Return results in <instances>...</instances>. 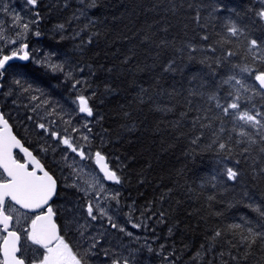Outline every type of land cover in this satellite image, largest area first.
<instances>
[{
    "label": "trees",
    "instance_id": "obj_1",
    "mask_svg": "<svg viewBox=\"0 0 264 264\" xmlns=\"http://www.w3.org/2000/svg\"><path fill=\"white\" fill-rule=\"evenodd\" d=\"M261 9L264 0H37L32 8L39 43L63 57L62 71L33 69L32 87L55 103L58 96L88 99L94 152L121 176L113 185L117 207L147 224L139 233L152 250L138 249L152 264H264V241L251 248L242 243L249 227L264 231V217L254 210L264 209L261 144H235L240 138L231 133L228 141L226 131L221 140L232 151H222L213 144L219 121L201 127L205 115L218 111L209 96L224 102L228 75L235 72L259 88L234 66L264 69L247 50L249 39L264 43ZM232 24L244 36L232 37ZM23 100L14 92L12 111L24 114ZM253 104L260 108L264 100L256 96L248 107ZM228 167L238 170L237 180H228ZM59 206L60 235L75 249ZM216 231L222 235L213 239ZM29 255L22 247L27 262Z\"/></svg>",
    "mask_w": 264,
    "mask_h": 264
},
{
    "label": "snow or ice",
    "instance_id": "obj_2",
    "mask_svg": "<svg viewBox=\"0 0 264 264\" xmlns=\"http://www.w3.org/2000/svg\"><path fill=\"white\" fill-rule=\"evenodd\" d=\"M27 3L35 6L37 0H27ZM258 16L264 18V9L258 12ZM14 19L19 21L20 17H15ZM16 27L18 28L16 33L17 39L25 38L26 33L30 30L29 23H18ZM228 31L232 37L239 39L241 36H244L245 30L232 24L228 28ZM2 38L0 36V39ZM17 39L11 40L10 43H17ZM204 39H207V37H204ZM27 49L28 45L22 43L17 49L11 51V55H3L0 58V77H3L5 72L13 67V65L9 64V61L14 58L20 60L29 59ZM247 50L251 54L253 62L264 63V54L261 52V50H264V43L259 42L257 39H249ZM212 51H215V49H212ZM21 53L23 54L21 55ZM228 55L232 56L235 53L229 52ZM37 62L43 64L41 61ZM234 67L239 68V73H243L253 79L259 88L255 85H250L245 78L238 76L235 72L228 75L223 80L224 84L230 85V90L223 98L224 102H221V98L216 93L209 96V100L215 101L214 107L218 111L215 117L205 115L203 119L207 120L208 123L201 124V127L213 128L214 120L219 121V126L213 128L212 134L215 137L213 144H217L218 148L222 151H232L229 144L221 140L222 135L228 131V141L233 140L231 133H235L240 138L235 139V144L260 143V152L264 153V105H261L260 108H256L254 104L248 107V104L256 96L264 100V69H256L250 67L248 64ZM52 68L57 71L63 70L60 65H52ZM165 70L167 71L168 69ZM69 78H71L70 74ZM14 82L18 86L24 87L20 79H16ZM80 83L77 80L72 87L76 88ZM30 89L31 85H28V87L24 88V91L27 92ZM246 93H251V95H245ZM33 99H38V97H33ZM77 99L79 101V113L92 117L93 109L89 106L88 99L83 95L78 96ZM225 118H227V121ZM200 120L201 117H197V121ZM197 121H194V123ZM226 122L231 123L230 129L225 128ZM84 127L88 129V132L92 131L91 128H88L87 122H85ZM39 128L45 132L49 131L42 123L39 124ZM51 136L61 139V142L71 152L80 156L81 159L92 158L91 153H86L82 147L74 145L69 138H61L55 131L51 132ZM82 139L89 141L90 137L82 135ZM195 142L196 140L193 141V143ZM14 149H19V152L23 153L21 160L16 159L14 156ZM41 151L46 152L47 149L42 147ZM248 151L247 147L243 149V153H247ZM94 155L97 165L103 172V179L120 184L121 176L117 174L115 169H110L108 163L104 162L105 156L101 151L97 150ZM236 163H239V161ZM0 169H2V172H0V264H25L24 258L17 255L21 251L18 246L21 239V233L18 231L20 228H23V234L32 244L44 250L34 257L30 264H90L89 258L96 255L93 250L97 248L100 241L92 237L93 242L85 246L83 253H81L79 250H74L70 242H66L64 237L59 234L57 224L54 221L56 213L49 203L53 196L56 195L57 181L45 170L40 159L34 156L32 151H29L21 143V140L12 134L8 120L5 119L3 113H0ZM261 171L264 172V168ZM226 175L228 180L235 181L239 172L232 167H228ZM96 183L100 184L99 178L96 179ZM80 190L84 191L86 196L88 195L87 189ZM101 190H103L102 185ZM16 205L19 208L34 212L35 215L32 217L27 216L26 213L20 212ZM84 207L87 217L91 221H96L98 216H107L106 210L101 208L98 202L93 203V201L89 200ZM254 210L264 217V209L256 207ZM108 220L112 228H118L119 231L125 232L124 227H119L116 223L112 222L111 216H108ZM22 221H30V223L25 227ZM132 227L139 228L140 225L134 223ZM230 227L239 229L241 226L237 224ZM85 230V225H80L78 232L81 237L84 236ZM126 234L132 235L131 232H127ZM221 235L220 231H216L213 239ZM257 239L264 241V231H256L249 227L247 229V236H242V243H246L251 248ZM151 250L149 248V251ZM105 255L107 256L109 253L105 251ZM111 264H129V261L126 257L122 259L119 255L112 254Z\"/></svg>",
    "mask_w": 264,
    "mask_h": 264
},
{
    "label": "flooded vegetation",
    "instance_id": "obj_3",
    "mask_svg": "<svg viewBox=\"0 0 264 264\" xmlns=\"http://www.w3.org/2000/svg\"><path fill=\"white\" fill-rule=\"evenodd\" d=\"M2 1L3 0H0V4ZM22 1H24L28 7L27 14L30 15L31 13L30 17H25L23 20H28L29 22H32V28H30V30L33 32V34L32 35L28 34L24 39H22L21 43H17V48L20 46V44L26 43L28 45L27 51L29 52V59L25 62H23V60H20L18 58H14V60L9 61V64L13 65L14 69L13 67L9 68L8 71L5 72L4 76L0 77V113H3L5 119L8 120L9 126L12 132L14 133V135L21 140V143L26 148H28L29 151H32L34 156L40 159L41 164L44 165L45 170L48 171L49 174L52 175L54 179H56L57 181L56 195H54L50 204L53 208V211H54V206L56 205L58 207L59 204L60 206L58 209L60 210V212L58 210V214L61 217H63V215L65 214V210L63 206L68 201L71 204L72 210L76 211L78 203L81 200H85V198H89L91 195H93V193L89 191L88 195L86 196L85 192L80 190V189H84L87 186L86 179L84 178L85 181L81 179V172L82 175L86 174L87 176H90L91 172H94V174L98 173L94 163L95 152L93 147V138L91 133L88 132V129L84 127L85 122H87L89 128L91 117H86L87 118L86 120L85 118H83L84 116L82 117L80 113L76 112L77 108L75 107L72 109V111L71 110L69 111L71 113H67V114L56 113L53 111L48 112L46 110H45L46 113L44 114H36L34 111V107L30 105L28 99H24V101L26 102L20 104L25 111L24 114H19L17 112L12 111V109L14 108L12 107L14 94L8 93L7 90L10 87L12 89L16 88V85L13 86V83L11 81L12 79L16 80L19 77L18 75L19 73L17 69H20L21 72L24 71L23 72L24 75L29 78L28 83L29 85H31V87L33 86L34 80L36 79V77L33 75V69H35L36 72L39 71L40 73L47 72L48 70L52 69L51 66L45 63L47 61L45 60V58H43L42 60L43 64L41 65H38V63L36 62V57L39 56L34 55L35 54L34 47H38L39 50L37 52L42 53V55L45 51L48 50H46V48H44V46L39 43L40 36L39 34L37 35V33L33 28V24H34V20L32 18L33 5L28 4L27 0H22ZM6 9L8 10L7 13L4 12L0 13V16L3 17V19L1 20L2 23L0 25V36H2L3 38L0 40H4V42L8 41V44H6L5 46L3 45V48L0 49V58H2L3 55H11V51L13 49H17L14 48L16 43L15 44L10 43L11 40L17 38L15 29L12 26V24L15 26V21H16L14 19L15 14L13 12L11 13L9 8ZM22 54L23 53H21V55ZM39 72L38 74H40ZM24 83L26 82L24 81ZM49 85L50 84L48 82L45 85L42 84L43 89L49 87ZM77 104H79L78 100H77ZM78 110H79V105H78ZM41 111H43V109H41ZM41 123L44 124L45 127L49 130L48 132H45L43 129L39 128V124ZM74 129H76V131H74ZM52 131L57 132L59 137L61 138H69L74 145L82 147L86 153H91L92 158L81 159V157L78 156L76 153L71 152V150H69L61 142V139L53 138L51 136ZM28 133L34 134L33 139L29 138L26 135ZM82 135H88L90 137V140L89 141L83 140ZM42 147L46 148L47 151L46 152L41 151ZM14 156L18 160H21V158L23 157L18 152H15ZM53 159H57V161L54 162ZM0 172H2L1 169ZM98 177L101 181H104L103 178L100 177V175ZM87 180H89V178H87ZM16 207L19 208L18 206ZM19 211L26 213V215L29 217L35 215L25 212L20 208ZM55 222L59 227V224L57 223L58 221L56 220V216H55ZM135 222L137 223L138 221L136 220L134 222L132 221V223ZM22 223L26 227L30 223V221H24ZM131 229L134 231L133 227H131ZM139 229L140 228H137V232H139ZM18 231L21 233V250H22V247L26 248L28 247V245H26V241H25L26 236L23 234V228L18 229ZM71 233L74 235V231H71ZM106 234L104 235V237H106ZM121 237L124 240L125 244H127L126 236L121 235ZM141 247L143 246L141 245ZM32 250L33 249L29 250L30 254H33ZM41 251L44 250L40 248L38 254ZM20 256H21V251H20ZM34 256L37 255L34 254ZM32 259H33L32 256L29 255L30 261L27 262L25 259L24 260L26 264H30Z\"/></svg>",
    "mask_w": 264,
    "mask_h": 264
},
{
    "label": "rangeland",
    "instance_id": "obj_4",
    "mask_svg": "<svg viewBox=\"0 0 264 264\" xmlns=\"http://www.w3.org/2000/svg\"><path fill=\"white\" fill-rule=\"evenodd\" d=\"M6 8H9L10 12L11 13L13 12L15 14V17H20L19 21H15V26L12 24L13 28L15 29V33H17L18 31V28L16 27V24L18 23H29L30 28H32V22H29L28 20H23L25 17H30L31 15V13L30 15L27 14L28 7L24 1L3 0L0 4V13L2 12L7 13L8 10ZM2 19L3 17L0 16V25L2 23L1 21ZM28 34L32 35L33 32L29 30L26 33V36ZM21 41L22 39H17V43H21ZM17 43L14 46V48H17ZM6 44H8V41L4 42V40H0V49L3 48V45L5 46ZM34 48H35L34 55L39 56L36 57V62L37 61L42 62L43 58H45V60H47L45 63L52 67V65H60V62L63 61V57L56 52H52L46 49L48 51H45L42 55V53L37 52L39 50L38 47H34ZM25 61L27 60H23V62ZM38 65H41V63H38ZM60 66H62V64ZM17 71L19 73L18 74L19 77L17 79H20L22 81L24 87H20L17 84H15L14 82L15 80L12 79L11 82L13 83V86L16 85V88L12 89L10 87L8 88L7 92L13 94L15 92L16 94L20 95L21 99H28L30 105L34 107V111L36 114H44L46 113L45 110L48 112L53 111L56 113L67 114V113H71L69 111L70 110L72 111L74 107L77 108L76 112L79 113L78 110L79 104H77L78 99L76 98L63 97L60 99L59 96L56 97L59 98L58 102L62 104L61 108L63 109L61 112H57L56 104L59 103L58 102L55 103V99H49V97L46 96V91L44 90L35 91L33 87H31L29 91L25 92L24 88L28 87L29 78L24 74H22L24 71L21 72L20 69H17ZM24 81L26 83H24ZM33 97H38V99H33ZM25 102L26 101L23 100V103ZM37 105H39V107H37ZM41 109H43V111H41ZM83 118L87 120L85 116ZM98 176H99L98 173L94 174V172H91L90 176H87L86 174L82 175L81 172V179L83 180L84 178L86 179L87 186L84 189H87L88 192L90 191L91 193H93V195H91L89 198H85V200H81L78 203L76 211H73L71 206L68 209L66 207L64 208L66 212V221H67L66 226L70 227L72 229V230L70 229L71 231H74V235L71 234L69 237L70 239L72 238L74 245L75 242L77 243V246L75 247L74 250H79L81 251V253H83V248L87 245H90L93 242L91 238L95 237L100 241V243L97 245V248L93 250L96 253V255H93L89 258L90 264H111L112 254L119 255L122 259L126 257L129 261V264H152L149 258L151 256L139 252L137 248L141 244L145 249H149L150 244L148 243L147 238L143 236L141 233L137 232V228H134L135 232L131 229L132 224L134 223H132V221L129 220L128 213L126 215H123V211L117 207L118 204L116 205L117 192L113 187H111L112 185L107 184L104 181L100 180V184H97L96 179L99 178ZM87 178H89V180H87ZM101 185L103 186V190H101ZM113 197H115V199H113ZM89 200L93 201V203L98 202L99 206L106 210L107 216L104 217L98 216L96 221H91L87 217V213L84 207ZM113 203H115V205ZM108 216H111L112 222L116 223L119 227H124L125 232L119 231L118 228L112 229L111 224L109 223L108 220ZM135 224H139L140 229H142V227L143 230L147 228V224L143 223L142 225L141 221H138L137 223L135 222ZM80 225H85L86 228L83 237H81L78 232V229H80ZM127 232H131L132 235L131 236L127 235L126 234ZM105 234L106 237H104ZM121 235L126 236L127 244H125ZM25 241H26V245H28V247L25 248V251H27L28 253L30 249H33L32 258L36 257L34 256V254L38 256V250L35 248V245L32 244V242L27 238L25 239ZM105 251H107L109 255L106 256ZM160 262L161 263L159 264H173L172 262L168 263V261L165 260L163 261L160 260Z\"/></svg>",
    "mask_w": 264,
    "mask_h": 264
},
{
    "label": "water",
    "instance_id": "obj_5",
    "mask_svg": "<svg viewBox=\"0 0 264 264\" xmlns=\"http://www.w3.org/2000/svg\"><path fill=\"white\" fill-rule=\"evenodd\" d=\"M82 115H84V116H86L85 114H83V113H81ZM12 131V130H11ZM12 134L14 135V133L12 132ZM18 139V138H17ZM15 152H18V153H20L22 156H23V153L22 152H19V149H14L13 150V154L15 153ZM94 161H95V155H94ZM105 163H107V161H106V159H105V161H104ZM95 167H96V170L98 171V173H99V175L101 176V177H103V172L100 170V167L97 165V163H96V161H95ZM1 171H2V169H1ZM105 180V182L107 183V184H110V185H115L116 183H114V182H112V181H109V180H107V179H104ZM54 197V196H53ZM53 199V198H52ZM51 202V201H50ZM49 202V203H50ZM16 206H18V205H16ZM19 207V206H18ZM21 210H23V211H25V212H28V213H31V214H35L34 212H31V211H28V210H25V209H22V208H20ZM54 221H55V217H54ZM57 228H58V226H57ZM58 230H59V228H58ZM60 234V233H59ZM19 247L21 246V239H20V241H19V245H18ZM18 256L20 255V252L17 254ZM26 264V263H25Z\"/></svg>",
    "mask_w": 264,
    "mask_h": 264
}]
</instances>
